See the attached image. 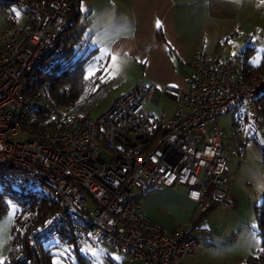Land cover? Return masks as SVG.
I'll use <instances>...</instances> for the list:
<instances>
[{"label":"built area","instance_id":"1","mask_svg":"<svg viewBox=\"0 0 264 264\" xmlns=\"http://www.w3.org/2000/svg\"><path fill=\"white\" fill-rule=\"evenodd\" d=\"M78 1L0 0L20 11L18 17L10 11L0 30V180L15 175L59 200V209L32 229L29 247L36 235L50 238L65 227L78 248L105 244L139 264H182L198 245L194 224L169 230L141 210L138 198L155 187L181 186L199 210L231 207L218 116L244 107L264 150L254 107L264 74L246 83L234 57L196 50L157 134L148 130L145 112L155 91L142 85L93 117L106 93L94 78L62 116H42L54 105L42 72L63 59Z\"/></svg>","mask_w":264,"mask_h":264},{"label":"crops","instance_id":"2","mask_svg":"<svg viewBox=\"0 0 264 264\" xmlns=\"http://www.w3.org/2000/svg\"><path fill=\"white\" fill-rule=\"evenodd\" d=\"M244 1L79 0L73 5L72 12L76 11V17L83 12L88 17L85 27L88 41L94 45L91 50L97 63L102 58L107 63L110 57H105L106 51L118 52L119 59L124 63L142 66L141 84L155 91L150 98L158 96L157 90L161 87L176 101L184 89L182 75L188 71L185 64L192 59L193 53L198 49L216 53L219 46L214 43L220 45L219 38L242 30L241 22L248 18ZM9 13L0 8V30L6 26ZM157 20L160 21V28L156 27ZM83 32L81 29L78 34L81 36ZM240 43L236 60L239 69L240 52L252 46L245 45L243 40ZM138 200L141 210L148 217L169 230L190 222L194 224L192 232L195 229L198 231L192 236L198 245L193 254L182 259V264L211 263L213 259L208 246L212 245L211 236L218 237V233L211 229L213 223L206 219V214L217 205L197 209L181 186L155 187L140 195ZM116 257L127 260V264H139L138 260L130 261L127 252H117Z\"/></svg>","mask_w":264,"mask_h":264},{"label":"rangeland","instance_id":"3","mask_svg":"<svg viewBox=\"0 0 264 264\" xmlns=\"http://www.w3.org/2000/svg\"><path fill=\"white\" fill-rule=\"evenodd\" d=\"M244 4L247 9L248 18L246 19L247 21L241 22L243 24L242 30H238L237 34L223 35L219 38L221 39L220 45L218 42L214 43V45L217 46L218 44L219 46V50L216 53L230 55L236 61L241 48L240 42L243 40L245 45H252L254 47L249 62L255 65L261 62L264 54V4L261 3V0H245ZM0 8L3 9L1 5ZM13 9L16 8L11 5L5 8L8 12L11 11L15 14ZM16 10L19 11L18 9ZM75 12L71 14V20H75V22L70 29V33L74 35L78 34L81 29L84 32L81 36L79 35V39L77 38L73 43L69 42L66 46V51H74L72 58H76L81 54L85 55L94 47L88 41V31L85 27L88 17L84 12L74 17ZM92 56L94 59L90 60L86 65L85 75L88 70L98 64L96 56L94 54ZM141 68V65L138 66L135 63H123L121 73L115 79H110L107 83H103L105 85L100 84L103 85L102 87L105 88L106 93L91 110V116H100L107 110L115 98L129 91L131 88L137 85L144 86L141 84V77L143 76ZM99 75L100 73H97L95 78L100 83ZM88 85L87 83L83 91L87 89ZM157 92L158 96L155 98L146 99L145 112L150 120L156 118L157 120L164 121L172 114L175 100L169 93L163 91L161 87ZM233 119L238 121V124L242 127L241 129L236 126L234 128ZM218 124L225 131L223 146L227 160L226 173L230 178L228 191L235 201L233 206L229 208L217 205L206 214V219L213 223L211 229L218 233V237L215 235L211 236L212 243L210 241V244L212 245L208 246L210 257L213 259L210 264H246L248 256L251 254L255 255L260 248V243L249 246L247 242L249 236L253 234L260 241L254 209L255 205L261 202L264 193V152L261 148L260 136L244 107L234 108L219 115ZM13 207L17 211L20 209V205L16 201L7 199L5 209L0 214V221H4L11 215ZM14 224L15 218L8 226L7 234L9 236H11ZM197 231L195 229L192 234ZM220 231L223 232L221 233ZM10 241L11 239H8L0 247V258L4 260L10 251ZM46 244L53 246L51 249L52 263L58 253H63L59 257L60 264H75L77 262V255L75 253L71 254L67 244L58 237L48 239ZM85 247L102 248L105 250V254L100 258L101 264H123L124 262V264H127V260L114 259L117 256V252L109 246L105 244L95 246L90 242H85L78 248L79 253L87 256L92 264H95L96 258L82 252L81 249Z\"/></svg>","mask_w":264,"mask_h":264},{"label":"trees","instance_id":"4","mask_svg":"<svg viewBox=\"0 0 264 264\" xmlns=\"http://www.w3.org/2000/svg\"><path fill=\"white\" fill-rule=\"evenodd\" d=\"M0 5L3 9L10 6L7 3H0ZM74 22L75 20H71V27ZM77 38L79 39V34L70 33L67 44L75 42ZM253 50V46H247L239 54L240 73L246 83H251L264 74V54L258 64L253 65L248 61ZM92 54L93 51L90 50L85 55L81 54L72 58L74 51H66L63 59L56 66L42 72L41 81L47 85L48 96L54 102L52 108L46 107L42 110V116L46 117V113L53 112L55 117H60L73 106L89 81H85L83 77L86 65L92 60ZM95 80L98 81L97 78ZM254 107L258 119L264 125V94L255 98ZM155 119L150 120L147 117L148 130L157 134L162 130L163 121ZM233 122L238 121L233 119ZM262 151L264 152L263 148ZM7 199L16 201L20 205V209L15 215L10 251L4 260L5 264H53L51 253L53 246L46 244V241L52 237H58L65 242L69 252L77 255L78 260L75 264H92L87 256L79 253L75 235L68 234V229H64L65 227L61 229L60 233L51 235L50 238L39 239V236L36 235L37 238L34 239L33 246L27 245L26 241L31 235L32 229L44 223L49 215L59 209V200L53 194L42 192L39 188H31L27 183L17 180L15 175H9L0 180V214L5 209ZM254 211L258 226L257 233L260 237V248L255 255L248 256L246 264H264V251H261L264 249V193L261 202L255 205Z\"/></svg>","mask_w":264,"mask_h":264},{"label":"snow or ice","instance_id":"5","mask_svg":"<svg viewBox=\"0 0 264 264\" xmlns=\"http://www.w3.org/2000/svg\"><path fill=\"white\" fill-rule=\"evenodd\" d=\"M238 2V0H237ZM261 3L264 4V0H261ZM13 12H15L16 16L18 17L20 15V12L16 9H13ZM156 27L160 28L161 24L160 21H156ZM124 55H127L125 53ZM120 53H112L109 51L105 52V57H110V59L107 61V63L104 62V59L102 58L101 61L94 67L88 70L86 75L83 77L85 81H88L90 79H93L96 77L97 73H100L99 75V81L100 84L107 83L110 79H115L122 70V64L124 63L122 60L119 59ZM141 63L145 61H140ZM99 85H96V88H93L92 91H95ZM175 87V85H173ZM195 195V194H194ZM17 209L15 207L12 208L11 215L8 216L4 221H0V247L3 246L4 243L7 242L8 239H11L12 237L7 234L8 232V226L9 224L14 221L15 215H16ZM48 223H51L49 221ZM91 236V233H89ZM248 245L254 246L256 244H259L260 241L256 238V236L250 235L248 238ZM67 251V249H65ZM82 252L90 254L92 257L96 258L95 264H101L100 258L105 254V250L102 248H92V247H85L81 249ZM261 251H264V249H261ZM63 255V253H58L56 258L53 260V264H60L59 257ZM114 259L119 260L120 257H114ZM0 264H5V261L3 258H0Z\"/></svg>","mask_w":264,"mask_h":264}]
</instances>
